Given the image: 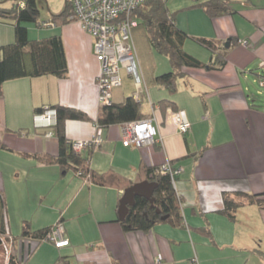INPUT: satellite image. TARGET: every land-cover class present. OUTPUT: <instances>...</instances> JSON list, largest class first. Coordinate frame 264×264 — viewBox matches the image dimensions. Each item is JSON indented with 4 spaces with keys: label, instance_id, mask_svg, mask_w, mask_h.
Listing matches in <instances>:
<instances>
[{
    "label": "crops",
    "instance_id": "obj_1",
    "mask_svg": "<svg viewBox=\"0 0 264 264\" xmlns=\"http://www.w3.org/2000/svg\"><path fill=\"white\" fill-rule=\"evenodd\" d=\"M195 1L170 0L167 7L176 10L175 23L188 34L214 38L223 45L228 40L223 66L183 67L174 93L154 82L161 72L158 68L139 66L146 87L141 109L156 127L154 140L124 145L122 122L114 123L103 128V141L89 156L92 167L113 168L131 179L136 178L140 163L169 164L181 200L183 224L178 226L160 221L148 229L124 230L117 211L123 188L87 182L72 168V175L65 177L70 168L63 170L35 156L58 150L56 136L48 134L45 125L54 114L45 113L48 120L35 117L33 108L38 105L61 103L85 111L89 119H66L65 135L93 136L100 62L91 35L78 23L29 24V38L61 35L68 70L64 77L22 76L1 85L0 192L8 230L19 234L29 213L39 217L28 221L32 228L58 222L62 227L54 240L36 245L27 264H264V207L241 205L233 218L218 211L225 190L264 191V104L254 101L264 103V91L253 92L249 84L264 87V76L258 74L264 70L260 68L264 0H227L234 10L213 17L192 6ZM13 39V25L0 20V45ZM240 39L247 40L245 45ZM183 47L202 60L209 58L210 51L191 38L184 40ZM124 78L131 79L125 71ZM134 88L118 87V92L123 99ZM166 97L185 111L191 123L187 131L178 130L171 107L157 102ZM40 171L45 176H38ZM57 185L50 199L51 188ZM204 225L208 234L195 228ZM61 238L68 242L55 246Z\"/></svg>",
    "mask_w": 264,
    "mask_h": 264
},
{
    "label": "trees",
    "instance_id": "obj_2",
    "mask_svg": "<svg viewBox=\"0 0 264 264\" xmlns=\"http://www.w3.org/2000/svg\"><path fill=\"white\" fill-rule=\"evenodd\" d=\"M192 6L201 7L210 17L230 13L234 10L227 0H196ZM70 10H72L70 0H65L64 7L59 12L51 13L50 22L54 25H61L71 21ZM175 13L176 10L168 9L167 0H144L131 12V15L138 19V24L133 28L139 25L144 26L152 48L168 58L170 68L155 75L154 82L163 86L169 93L176 91L177 80L183 74V67L220 68L226 61L227 50L225 45L214 38L188 34L180 29L175 23ZM0 20L10 22L14 31L13 41L0 45V94L1 85L7 79L46 74L56 77L66 75L68 65L61 35L55 33L35 38L28 36L27 24L33 23L37 27H44L40 21L38 0H13L10 6H0ZM186 38H191L207 48L210 51L209 58L202 60L188 52L183 47ZM262 67L260 66V68ZM258 74L261 78L264 76V70L258 71ZM157 102L161 107H171L173 110H177V106L170 98H160ZM141 105L142 101L135 100L133 92H130L120 101L111 100L110 103L99 105L94 123L105 128L110 124L148 117L149 114L141 109ZM50 108L54 109L55 121L46 127H49L51 133L56 136L58 150L56 154L41 153L35 154V156L46 162H55L63 170L72 168L81 179L97 185L124 188L132 182L142 179L155 182L151 201L142 195L134 196V202L128 206L127 214L119 220L124 230L148 229L160 221L177 226L183 224L181 200L174 187V175H172V170H169L170 167L160 171L158 170L160 164L140 163L135 179H131L113 168L96 169L89 163V156L94 145H89L79 152L74 151L68 144L65 135L66 119H89L88 114L77 107L61 103L38 105L33 108V112L41 114ZM85 149L87 151L84 154ZM249 203H256L264 207V191L248 193L225 190L222 192V206L218 211L233 218L238 207ZM4 208L5 201L0 192V245L4 243L9 249L7 264H26V261L19 258L18 241L22 239L44 240L56 223L32 228L25 221L21 232L14 235L6 229L3 216ZM195 228L200 232L209 233L206 225ZM21 253H23L22 247Z\"/></svg>",
    "mask_w": 264,
    "mask_h": 264
},
{
    "label": "built area",
    "instance_id": "obj_3",
    "mask_svg": "<svg viewBox=\"0 0 264 264\" xmlns=\"http://www.w3.org/2000/svg\"><path fill=\"white\" fill-rule=\"evenodd\" d=\"M142 1L144 0H70L73 11L70 13V18L80 21L81 27L93 37V52L100 62L99 72L96 76L97 101L100 105L111 102V90L113 86L120 83V68H124L128 73L132 72L136 83H143L132 37V28L138 24V19L131 15L133 9ZM42 24L43 26L54 25L49 21ZM246 41V39H240V43L243 45ZM260 66H264V61L260 62ZM260 82L263 83L262 80ZM139 91L141 90L135 91V98L138 97ZM45 113L54 114V109H47L44 113L36 114L35 117L47 119ZM171 117L180 132H185L190 128L191 123L183 109L174 110ZM204 117L202 115L201 118ZM54 119L55 117L51 123H49L50 120L46 121L45 125L53 124ZM121 130L122 143L135 146L152 142L157 132L151 117L122 122ZM102 140L103 128L95 123V132L91 138L69 139L67 142L74 151L79 152L89 145L101 143ZM166 167H170L169 170H172L171 166L166 163L161 165L160 171H164ZM61 232L62 227L58 222L47 233L45 239L54 240ZM67 241L66 238H61L54 244L61 246ZM37 244L38 240L36 239L19 240V258L24 260ZM21 247L23 253H21ZM5 250L9 253V249Z\"/></svg>",
    "mask_w": 264,
    "mask_h": 264
},
{
    "label": "rangeland",
    "instance_id": "obj_4",
    "mask_svg": "<svg viewBox=\"0 0 264 264\" xmlns=\"http://www.w3.org/2000/svg\"><path fill=\"white\" fill-rule=\"evenodd\" d=\"M168 1L170 2V0H167V3H168ZM12 2H13V0H0V6H10L12 4ZM64 3H65V0H38V7H39V11H40V21H41V23H43L45 21H49L50 22L51 13L59 12L64 7ZM70 11L73 12L72 10H70ZM71 21H74V22L78 23L80 28L82 30H84L85 32H87L85 29H83L81 27L80 21L75 20V19H73V20L71 19ZM71 21H69V22H71ZM27 26L29 27L30 25L27 24ZM49 26H52V25H48L46 27H49ZM87 33H89V32H87ZM133 35H134L133 40L135 42L133 44H134L136 58H137V61L139 63V66H144V64H145L147 68L152 69L153 67H156L161 72H163L165 70V68H167L166 70H168L170 68V64H169V61H168V58H167L166 55L158 53V52H153L154 50L152 49V46L150 45V43H149V41L147 39L146 29H145L144 26H142V25L137 26V28L132 33V36ZM92 46H93V37H92ZM120 70H121L120 71V76H122V78L120 79V83L115 85V86H113V88L111 90L112 100L113 101H119V100L122 99L121 98V93L118 92V87H119V89H121L122 87L124 88V87H128V86L130 88H134V86H135L134 90H132L133 95H134L136 90H141V91H139L138 97H139V99L141 101H143V97H144V94H145L144 92H146V87L143 85V83H141V84L136 83L135 76H134V74L132 72L128 73L127 71H125L124 68H120ZM124 71L128 73V75L131 77V79L126 80L124 78ZM122 79H123V82H122ZM263 79H264V77H263ZM133 83H134V86H133ZM249 84H251V89L253 90V92L255 90H257V89L258 90L262 89V91H264V87L263 86L262 87L259 86L257 82H251ZM143 89H145V90H143ZM142 93H143V96H142ZM125 95H127V93H125ZM138 97H136V98L134 97V99L139 101V99H137ZM263 98H264V96H263ZM254 101L256 103H258V104H264V103H262V101H258L257 99H254ZM149 103H151L150 100H149ZM151 104H153V103H151ZM54 121H55V119H54ZM48 126H50V125H48ZM94 126H95V124H94ZM51 134L52 133H51V130H50V135ZM86 139H88V138H86ZM67 140H69V138H67ZM97 145H99V144H97ZM97 145L94 144L95 147ZM160 167L158 168V170L161 169ZM67 172L68 173L66 174L65 177L70 176L73 173L71 168ZM38 176H41V177L45 176V173H41V171H40V174ZM50 176H53V175L50 173ZM58 189H59L58 185L56 187L51 188L50 199H53V197H51V195L55 196V192H56L55 190H58ZM21 195H22V193H21ZM3 216H4V219H5V211L4 210H3ZM31 218L36 220L39 217H38L37 213H29V214L26 215V219L27 220L28 219L30 220ZM28 221H26V222H28ZM6 229H8L7 225H6ZM12 233H16V231L15 232L12 231ZM40 241L41 240H38V243ZM6 248H7V246H6ZM6 248H5L4 244L0 245V264H7L8 263V261H7V259H8V256H7L8 254L7 253L8 252H7V250H5ZM29 256H27L23 260V261H26V264L28 262Z\"/></svg>",
    "mask_w": 264,
    "mask_h": 264
},
{
    "label": "water",
    "instance_id": "obj_5",
    "mask_svg": "<svg viewBox=\"0 0 264 264\" xmlns=\"http://www.w3.org/2000/svg\"><path fill=\"white\" fill-rule=\"evenodd\" d=\"M228 45V40L224 43ZM155 186V182L148 179H142L140 181H134L123 189V193L119 199L118 204V219L121 220L128 212V206L134 202L135 195H142L152 200V192ZM164 217V215H162Z\"/></svg>",
    "mask_w": 264,
    "mask_h": 264
},
{
    "label": "bare ground",
    "instance_id": "obj_6",
    "mask_svg": "<svg viewBox=\"0 0 264 264\" xmlns=\"http://www.w3.org/2000/svg\"><path fill=\"white\" fill-rule=\"evenodd\" d=\"M62 241H64V240H62Z\"/></svg>",
    "mask_w": 264,
    "mask_h": 264
}]
</instances>
